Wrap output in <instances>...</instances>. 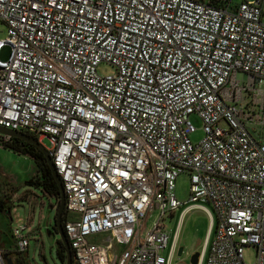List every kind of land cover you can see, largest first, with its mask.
<instances>
[{
	"label": "built area",
	"instance_id": "built-area-1",
	"mask_svg": "<svg viewBox=\"0 0 264 264\" xmlns=\"http://www.w3.org/2000/svg\"><path fill=\"white\" fill-rule=\"evenodd\" d=\"M0 22V126L47 139L76 264H167L186 203L213 214L196 264H264V0H0Z\"/></svg>",
	"mask_w": 264,
	"mask_h": 264
},
{
	"label": "rangeland",
	"instance_id": "rangeland-1",
	"mask_svg": "<svg viewBox=\"0 0 264 264\" xmlns=\"http://www.w3.org/2000/svg\"><path fill=\"white\" fill-rule=\"evenodd\" d=\"M242 0H231L232 3H238ZM5 37V25L0 22V39ZM7 55V48L0 52V58L4 59ZM96 71L99 75L112 73V67L107 64H98ZM237 79L244 80L245 75L238 73ZM264 89V86H263ZM190 121L195 126V131L190 133L189 138L192 142H197L202 137L200 123L198 118L191 114ZM246 127L252 135L261 136L264 128L256 123L255 120L246 122ZM13 138V137H12ZM44 149L49 144L47 139L37 141ZM40 176L32 159L22 153H17L10 148L0 147V200L3 206L0 207V242L2 249L9 252V257H15L14 243L10 237V228L17 223L25 224L28 227L27 239L28 245L25 252L20 253L22 264H63V261L56 255L57 232L54 228L53 217L55 213L54 199L43 194L38 186L27 184V180L32 176ZM188 177L186 174H180L175 180V195L179 201L183 202L187 197ZM3 195H6L2 197ZM10 199V202L9 200ZM8 204V205H7ZM190 203L182 204L177 210L182 209ZM208 209L209 206L204 204ZM9 206L8 211L4 209ZM2 209V212H1ZM210 210V209H209ZM177 212L166 218L165 228L168 234V243L170 234L175 229L177 246H182L183 250L179 257L174 254L172 263L189 264L188 256L193 251H201L204 241L209 240L207 231L209 226L208 215L198 207H189L177 220ZM152 214L148 217L147 225L152 220ZM46 230L50 234V240L47 239ZM102 234L95 235L91 240L95 241L102 237ZM176 246V247H177ZM120 246L114 245L113 250L118 251ZM167 249L162 252L166 254ZM176 251V248H175ZM203 255L201 264L204 263ZM244 263L249 264L254 260V251L252 247L245 246L242 252ZM13 262V261H12Z\"/></svg>",
	"mask_w": 264,
	"mask_h": 264
},
{
	"label": "trees",
	"instance_id": "trees-1",
	"mask_svg": "<svg viewBox=\"0 0 264 264\" xmlns=\"http://www.w3.org/2000/svg\"><path fill=\"white\" fill-rule=\"evenodd\" d=\"M3 147L10 148L17 153L26 154L32 159V161L36 167V171H37V173L40 174V176H36V175L32 176L31 178H29L27 180V184H32L34 186H38L43 194H45L49 197H52L54 199L56 207H57V205H58V201H57L58 190H57V187L55 185L53 178L51 177V175L49 173L48 167L45 163V159L43 158L41 153L34 146H32L26 142L20 141L17 138H12V137H10V143L4 145ZM4 196H6V195H3L2 197H4ZM3 203L4 202H2L0 200V207L3 206ZM8 209H9V206H6V208L4 210L8 211ZM1 212H2V209H1ZM62 215H63V212L60 216L61 228H62ZM55 245H56V249H55L56 255L63 261V259H64V248L58 240H56ZM1 246L2 245L0 244V247ZM5 252H6V255L9 257V252H7L6 250H5ZM14 253H15V257L13 258V262L11 261L12 264H21L22 263V257L19 256L20 253H18L16 251H14ZM9 258H11V257H9ZM71 264H76V263L73 260H71Z\"/></svg>",
	"mask_w": 264,
	"mask_h": 264
},
{
	"label": "water",
	"instance_id": "water-1",
	"mask_svg": "<svg viewBox=\"0 0 264 264\" xmlns=\"http://www.w3.org/2000/svg\"><path fill=\"white\" fill-rule=\"evenodd\" d=\"M0 134L1 135H7L9 137H13V138H17L20 139L32 146H34L43 156V158L45 159V163L48 167L49 173L51 175V177L53 178L55 185L57 187L58 190V205L56 207L55 213H54V217H53V223L55 225L56 228V232L58 235V241L60 242V244L63 246L64 248V259H63V264H71V253H70V249L67 243V239L62 231V228L60 226V216H61V212L63 210V191H62V187H61V183L60 180L57 176V174L54 171V168L51 164V160L48 157V155L46 154L44 148L37 142V140H35V138L25 135L23 133H20L18 131H12L9 129H6L4 127L0 126ZM46 236L47 239L50 240V234L49 232L46 230ZM183 247L182 246H177L176 248V257H179L182 253ZM199 257V252L198 251H193L192 253L189 254L188 256V263L189 264H196L197 260ZM5 264H12L11 259L6 255L3 254L2 256Z\"/></svg>",
	"mask_w": 264,
	"mask_h": 264
},
{
	"label": "crops",
	"instance_id": "crops-1",
	"mask_svg": "<svg viewBox=\"0 0 264 264\" xmlns=\"http://www.w3.org/2000/svg\"><path fill=\"white\" fill-rule=\"evenodd\" d=\"M177 209L174 212H177L176 217H177V220H178V218L183 214V212H185V210H188V208H187V205H186L185 207H183L180 210H177ZM209 209H208V211H206V214L208 215V220H209V224H210L211 220H213V214H212V212ZM174 212L172 214H174ZM172 214L170 216H172ZM178 226H179V224L178 225L176 224L175 229L170 234V238H169V243L168 244L173 246L174 252L171 255V257L169 258L167 264H174V263H172V257H173L174 254H176L175 248H177L176 246L178 245L177 242H176V235H177V231H178ZM211 231H212V226H211V228H209V226H208L207 236L210 237ZM0 244L3 246L2 242H0ZM10 259H11V261H13V257H11Z\"/></svg>",
	"mask_w": 264,
	"mask_h": 264
},
{
	"label": "flooded vegetation",
	"instance_id": "flooded-vegetation-1",
	"mask_svg": "<svg viewBox=\"0 0 264 264\" xmlns=\"http://www.w3.org/2000/svg\"><path fill=\"white\" fill-rule=\"evenodd\" d=\"M19 140H20V139H19ZM20 141H22V140H20ZM23 142H24V141H23ZM54 208H55V206H54ZM55 210H56V208H55ZM54 228H55V226H54ZM55 231H56V228H55ZM22 263H23V262H22ZM22 263H21V264H22Z\"/></svg>",
	"mask_w": 264,
	"mask_h": 264
}]
</instances>
